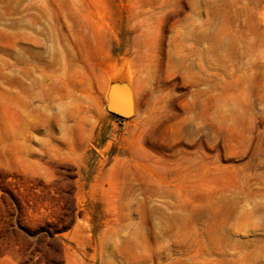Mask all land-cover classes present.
I'll return each instance as SVG.
<instances>
[{
  "label": "rangeland",
  "instance_id": "1",
  "mask_svg": "<svg viewBox=\"0 0 264 264\" xmlns=\"http://www.w3.org/2000/svg\"><path fill=\"white\" fill-rule=\"evenodd\" d=\"M0 264H264V0H0Z\"/></svg>",
  "mask_w": 264,
  "mask_h": 264
},
{
  "label": "water",
  "instance_id": "2",
  "mask_svg": "<svg viewBox=\"0 0 264 264\" xmlns=\"http://www.w3.org/2000/svg\"><path fill=\"white\" fill-rule=\"evenodd\" d=\"M107 105H108V109L111 113H113L117 116H120V117H125V115L128 114V111H129L130 115L133 112L132 97L126 91H124V92L122 91L119 93L116 91L111 92ZM118 106H122L123 108H120Z\"/></svg>",
  "mask_w": 264,
  "mask_h": 264
}]
</instances>
